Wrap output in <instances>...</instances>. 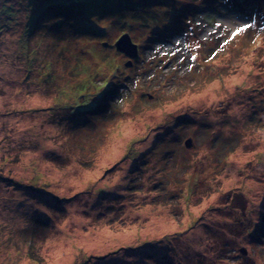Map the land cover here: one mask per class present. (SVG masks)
I'll use <instances>...</instances> for the list:
<instances>
[{"label": "rangeland", "instance_id": "374dc122", "mask_svg": "<svg viewBox=\"0 0 264 264\" xmlns=\"http://www.w3.org/2000/svg\"><path fill=\"white\" fill-rule=\"evenodd\" d=\"M107 2L0 0V264H264V0Z\"/></svg>", "mask_w": 264, "mask_h": 264}, {"label": "trees", "instance_id": "16d2710c", "mask_svg": "<svg viewBox=\"0 0 264 264\" xmlns=\"http://www.w3.org/2000/svg\"><path fill=\"white\" fill-rule=\"evenodd\" d=\"M108 2L106 3L109 7L110 12H112L113 14L111 15V17L108 20V23L110 26L112 27H117V25H115L117 22H123V25L126 27L127 24L134 22L135 24H137V22H139L141 25H145V22H143V18H147L146 21L147 23L150 21V23H152L153 25L160 27V25L165 26L167 28L166 24H169L171 22H173V19L168 17L167 15H165L164 17H161V13L164 12V8L160 7L159 9L156 7L157 5H159L160 0H132L133 2L130 4L129 0H107ZM136 2L139 3V7H147V10L149 11V15L143 18H137L135 17V15L133 13H126L129 11V9H133V7L135 8ZM96 7V6H95ZM226 8H228V6H226ZM106 9V7H105ZM162 10V11H160ZM95 11H98L97 8H95ZM126 15H129L132 17L131 18H124ZM127 19V20H126ZM94 25V28H96V26H98L99 28V32H103L104 31V26H101L97 21L92 20V22L90 23V27ZM120 29H124L121 26ZM128 29H126V31L121 32V34L119 36H121L122 34H128ZM119 39V38H118ZM132 43L136 46V49L138 47L137 44H135L133 42V40H131ZM138 51V50H137ZM138 53V52H137ZM137 58V57H136ZM95 103H92L89 105L88 103H86V108H91L94 107ZM82 264H86V262L82 263Z\"/></svg>", "mask_w": 264, "mask_h": 264}, {"label": "water", "instance_id": "95a60500", "mask_svg": "<svg viewBox=\"0 0 264 264\" xmlns=\"http://www.w3.org/2000/svg\"><path fill=\"white\" fill-rule=\"evenodd\" d=\"M117 41L115 42V48L116 50L122 52L129 58L135 59L137 57V49L136 46L132 43L131 38H129V34H122L118 37ZM131 62H128L126 66H130ZM190 143V140L186 143V146L188 147Z\"/></svg>", "mask_w": 264, "mask_h": 264}, {"label": "bare ground", "instance_id": "6f19581e", "mask_svg": "<svg viewBox=\"0 0 264 264\" xmlns=\"http://www.w3.org/2000/svg\"><path fill=\"white\" fill-rule=\"evenodd\" d=\"M242 3H240V4L236 3V6H235L236 10L241 11V9H251V8H248V7H243ZM49 9H51V7H49ZM245 16H247V15H245Z\"/></svg>", "mask_w": 264, "mask_h": 264}, {"label": "snow or ice", "instance_id": "6c2138e0", "mask_svg": "<svg viewBox=\"0 0 264 264\" xmlns=\"http://www.w3.org/2000/svg\"><path fill=\"white\" fill-rule=\"evenodd\" d=\"M245 27H249V25H245ZM242 31H244V28H237L236 32L233 33V35H236L237 33L242 32Z\"/></svg>", "mask_w": 264, "mask_h": 264}, {"label": "clouds", "instance_id": "9594fccd", "mask_svg": "<svg viewBox=\"0 0 264 264\" xmlns=\"http://www.w3.org/2000/svg\"><path fill=\"white\" fill-rule=\"evenodd\" d=\"M138 50V49H137ZM137 56H138V54H137Z\"/></svg>", "mask_w": 264, "mask_h": 264}]
</instances>
